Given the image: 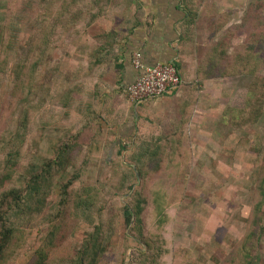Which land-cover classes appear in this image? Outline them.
<instances>
[{
	"label": "rangeland",
	"instance_id": "rangeland-1",
	"mask_svg": "<svg viewBox=\"0 0 264 264\" xmlns=\"http://www.w3.org/2000/svg\"><path fill=\"white\" fill-rule=\"evenodd\" d=\"M95 1L72 2L80 16L68 26L60 25L58 18L48 20V24L54 23L52 46L38 53L36 48L31 50V43L42 38L41 22L47 20L45 16H56L57 1L18 0L10 5L8 0H0V34L4 38L0 40V166L5 159L16 164L11 182L0 190V197L8 190L22 194L24 206L9 212L8 226L27 233L15 241L16 248L6 264H30L42 249L47 257L44 264H80L79 253L89 237L100 229V224L103 231L98 238L103 251L95 264H142L137 251L144 253V244L123 232L119 222L120 206L131 191L114 198L108 206L100 205L97 210L82 203L75 209V218L67 231L57 233L54 244L47 247L49 235L58 223L61 188L67 181L73 178L70 190L74 194L97 186L101 168L111 165L117 157L130 177L129 185L139 183L131 171L132 141L118 149L114 147V116L122 119L130 106L127 108L128 104L114 97L111 88L110 95L102 98L104 89L99 81L103 79L98 77L105 65L110 64L112 47L119 39L117 30L124 26L126 0H110L108 6L104 0H99L97 5ZM196 4L199 12L184 41L183 65L188 76L182 75V86L197 84L198 111L195 107L186 126L180 115L183 106L191 102L189 95V103L179 108L176 101L169 103L172 112L142 117L136 135L161 143L173 134L185 132L189 140L192 158L184 178L182 199L170 211L174 220L164 231L171 251V262L167 264H224L243 237L264 163V103L262 115L254 124L246 123L238 114L244 108L254 79L247 75L245 63L231 65L228 77L208 79L200 84L194 78L211 33L219 29L215 34L217 39L225 32L230 33L226 54L233 57L236 49L245 43L243 19L248 13L263 16L264 0H194L193 5ZM94 15L97 41L89 33L90 27L87 28ZM255 60L261 65L259 74L264 76V46ZM21 64H27L33 71L26 85L23 80L17 84L14 73ZM221 65L226 69L229 63ZM69 89L73 91L70 93ZM77 133L82 134V145L75 150L71 165L63 172H54L43 183L40 196L26 190L28 179L55 157L65 139ZM149 208L146 205L142 214L146 223L151 220ZM257 245L253 264H264V227Z\"/></svg>",
	"mask_w": 264,
	"mask_h": 264
},
{
	"label": "trees",
	"instance_id": "trees-1",
	"mask_svg": "<svg viewBox=\"0 0 264 264\" xmlns=\"http://www.w3.org/2000/svg\"><path fill=\"white\" fill-rule=\"evenodd\" d=\"M17 1L8 0L10 5L16 4ZM48 1H57L59 10L56 12V16L54 14L51 16L50 14L48 16L44 15L47 20L44 19L41 22L44 26L42 27V38L33 40L31 43V50L36 48L38 53L42 48L46 49L50 45L52 46L51 43L53 41L50 43V39L54 37V23L48 24V20L58 18L61 20L60 25L65 27L69 25V22H75L80 16L72 5V2L77 0ZM98 3L99 0L94 2L95 5ZM104 3L108 6L110 0H104ZM48 11L50 12V9ZM196 16L197 13L189 15L187 27L193 25ZM95 17L96 15H94V18L89 19L87 24V28L90 27L88 31L94 39L98 38V35L94 33ZM242 24V29L246 31L245 43L236 49L233 57H228L226 54L229 48L230 33L225 32L219 39L215 35L219 29L211 33L206 50L203 52V59L195 69L194 78L196 83L200 84L208 79L228 77L231 65L236 62H244V68H248L247 75L253 76L254 79L249 87L244 108L238 114L239 118L244 119L246 123L254 124L259 116L262 115L264 103V76L259 74L261 65L255 60L258 51L264 46L263 43L261 44V42H264V15L262 16L261 13H248ZM2 39L4 38L0 34V40ZM38 53L34 54L35 61L38 60ZM227 61L229 65L226 66V69H223L221 63ZM14 73L17 84H21L23 80L22 83L24 82L26 85V82L29 79L31 80L33 76L30 74L33 71L27 64H21V66L16 67ZM189 89L191 102L183 106L184 111L180 115V118L186 120V126L191 120L196 107L197 96L195 91L197 90V84H191ZM69 90L70 93L73 91V89ZM68 99L69 97L64 104L68 102ZM187 103L185 102V104ZM106 116L102 115L103 118ZM117 118L120 119L115 115L114 120L116 123H112L115 129L114 138L117 137V129L120 125V120H117ZM80 135L82 134L77 133L69 137V139H65L59 145L55 157L46 162L38 174L28 179L26 190L31 191L35 196H40L43 193V183L54 172L60 170L63 172L71 165L75 150L82 145ZM114 142V147L117 149L126 143L120 140L119 137ZM188 142L185 132L173 134L165 138L161 143L152 141L151 138H146L145 136L136 137L132 141L134 149L130 153V156H132L130 158L133 160L132 163L130 161V165L134 166L133 170H131L132 173L136 178H139L137 185H129L130 177L117 157L110 162L111 165H104L101 168L97 186L85 188L83 192L74 194L70 190L73 178L67 181L61 188L60 212L58 219H56L58 223L54 226L55 231L52 230L49 235L50 240H48L47 247L54 244V236L57 233L67 231L68 225L75 218V209L81 206L82 203H86L88 208L91 207L97 210L100 205L108 206L114 198L123 196L125 192L131 191V195L126 198L125 204L120 206L122 216L119 221L120 228L122 226L123 232L134 235L140 243L144 244L146 251L144 253L141 250L137 251L142 264H160L161 261L167 264V262H171V251L167 245L164 231L167 230L165 228H168L174 220L170 211L176 209L180 199H182L185 188L184 178L189 171L190 159L192 158ZM15 165L13 161L8 159H5L1 164L0 190L10 184L11 177L15 172ZM262 166L255 199L251 205L243 237L232 248L224 260V264H253L254 256L258 249V238L264 227V163ZM173 200L177 201L174 205ZM22 201H24L22 194L15 190H8L0 197V264H6L10 254L14 253L13 251L16 248L15 241L18 242L27 235L25 230L12 229L8 226L9 212L19 211L24 206V204H21ZM146 205L151 207L149 208L151 212L149 223H146L144 217H142ZM102 231L103 226L100 224V229H97V232L90 236L86 244L83 245L78 256L80 264L96 263L98 255L103 251L102 242L98 238ZM44 251L45 249H42L38 253L37 259L30 264H42V262L44 264L47 260ZM41 256L43 258H40ZM185 259L184 261H186Z\"/></svg>",
	"mask_w": 264,
	"mask_h": 264
},
{
	"label": "crops",
	"instance_id": "crops-1",
	"mask_svg": "<svg viewBox=\"0 0 264 264\" xmlns=\"http://www.w3.org/2000/svg\"><path fill=\"white\" fill-rule=\"evenodd\" d=\"M193 4L194 0L125 1L124 26L118 27L119 31L115 29L119 39L112 47L110 60L108 59L110 64H106L104 72H100L98 76L99 79H103L99 81L104 89L101 93L102 98L106 99V95H110L111 88L113 96L128 104L127 108L130 106L129 112L119 121L115 140L119 137L123 142L133 141L138 135V123L142 117H157L161 115L160 113L172 112L167 106L169 103L176 101L179 108L187 102L189 96L187 92L190 90L187 86H181L176 93L138 105L128 99L126 89L141 75L132 64L135 54L139 55L140 62L146 67L173 64L183 77L188 76L183 65L185 61L183 47L189 29L187 20L190 14L199 12L200 8ZM108 78L110 85L107 82ZM163 107L165 108L162 109ZM156 108L160 110L156 111Z\"/></svg>",
	"mask_w": 264,
	"mask_h": 264
},
{
	"label": "built area",
	"instance_id": "built-area-1",
	"mask_svg": "<svg viewBox=\"0 0 264 264\" xmlns=\"http://www.w3.org/2000/svg\"><path fill=\"white\" fill-rule=\"evenodd\" d=\"M132 64L141 75L127 87L126 96L136 105L176 93L183 84L182 75L173 64L146 67L138 54L133 56Z\"/></svg>",
	"mask_w": 264,
	"mask_h": 264
}]
</instances>
